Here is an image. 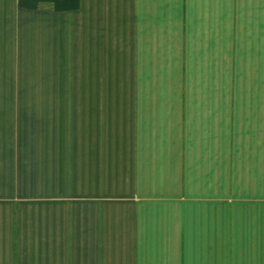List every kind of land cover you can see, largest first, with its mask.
<instances>
[{"label": "crops", "instance_id": "crops-1", "mask_svg": "<svg viewBox=\"0 0 264 264\" xmlns=\"http://www.w3.org/2000/svg\"><path fill=\"white\" fill-rule=\"evenodd\" d=\"M0 264H264V0H0Z\"/></svg>", "mask_w": 264, "mask_h": 264}]
</instances>
